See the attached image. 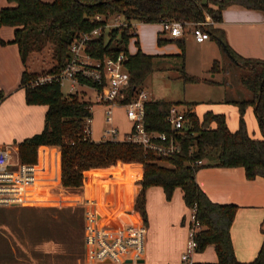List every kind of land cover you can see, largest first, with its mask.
<instances>
[{
  "label": "trees",
  "instance_id": "1",
  "mask_svg": "<svg viewBox=\"0 0 264 264\" xmlns=\"http://www.w3.org/2000/svg\"><path fill=\"white\" fill-rule=\"evenodd\" d=\"M6 1L12 5L0 8V26L13 27L11 42L17 45L23 65L18 86L23 89L26 104L46 106L41 130L16 143L18 160L33 163L39 145L57 146L60 183L69 188L82 186L88 181V176L93 177L96 185H102L108 170L116 164H125L123 169L129 167L126 164H139L141 177L135 181L139 188L133 204L143 219L144 191L148 186H160L166 199L170 198L174 188H179L185 206L188 209L195 206L194 216L199 223L194 235L195 251H202L211 245L219 264H264V216L259 223L261 242L254 258L247 262L238 261L229 234L238 206L210 201L194 180L195 171L205 166L241 167L246 179L255 176L264 178V60L239 56L225 43L221 29L211 24L207 26L209 35L217 40L231 62L243 70L238 80L250 93V98L229 101L238 111L237 125L233 130L227 126L223 113L206 110L197 116L186 109L183 111L185 120L178 133L172 131L167 116L170 107L180 102L160 99L144 101L145 129L174 134L179 141V152L169 158L144 153L140 145L124 139L92 141L84 137L83 121L90 115V102L80 99L77 93L62 97L60 83L55 78L35 83L38 77L52 76L62 69L68 58L69 45L75 37L99 26V34L86 43L85 51L97 59L125 54L123 66L129 74V81L116 102L127 103L152 70L153 55L139 50L132 54L127 52L126 43L131 36L128 25L109 27L104 34V24L109 16L120 15L128 23H159L163 19L195 22L208 15L213 22H219L221 11L233 5L260 10L264 16V0ZM95 16L101 18L97 20ZM164 40L157 36L158 42ZM176 41L182 45L180 38ZM44 48L49 50L53 63L42 73L30 71L27 66L29 55ZM218 70L220 63L213 60L210 72ZM179 78L185 83L200 80L183 70ZM202 80L214 83L209 79ZM188 104L192 106L194 103ZM248 106L252 107L260 138L250 136L246 130L243 114ZM161 160L166 164L159 163ZM198 160L201 161L199 165L195 164ZM110 173L112 175L115 170Z\"/></svg>",
  "mask_w": 264,
  "mask_h": 264
},
{
  "label": "crops",
  "instance_id": "2",
  "mask_svg": "<svg viewBox=\"0 0 264 264\" xmlns=\"http://www.w3.org/2000/svg\"><path fill=\"white\" fill-rule=\"evenodd\" d=\"M9 5H12V3L0 0V8ZM155 24L158 26L155 30L156 36L159 33H164L161 31L159 23ZM211 25L223 31L224 41L234 53L241 57L264 60V16L262 11L244 9L234 5L229 6L221 11V20L213 22ZM186 35L189 34L185 33L179 38L183 40ZM209 38H211L210 35L206 40L197 43H205V48L211 49V45H209L211 42L207 41ZM12 39L13 27L1 25L0 40L3 43L0 42V95H2L0 99V146H6L3 145L5 143L12 147L15 151V158H17L16 143L41 130L42 120L40 119L44 116L46 106L44 104L25 103L23 89L18 86L23 65L17 45L11 42ZM226 55L227 57L223 61H218L220 70L211 75L213 77L215 74L221 73L223 77L224 85L220 90H217L219 93L200 104L193 102L194 104L191 107L192 110L198 109L197 113L195 112L197 116H200L206 110L214 113H223L226 116L227 126L233 130L237 125L238 111L236 106L229 103V101L249 99L250 93L238 80L243 70L234 71L235 74H232L229 67L234 64L231 62L230 56L225 52ZM74 92H76L75 89ZM81 92L82 94L85 93L83 90ZM147 100L159 99H148L147 97ZM94 103L95 101L93 104L90 102V114ZM116 105L123 107L121 103ZM180 106V104L176 105L177 109L183 112ZM243 118L248 134L252 137L260 138L251 106L245 109ZM126 120L129 122V129L125 132L123 131L118 139H122L131 129V122L127 118ZM117 124L114 120V126ZM90 139L99 141L103 139V136L101 134V136L96 135L93 137L90 126ZM34 163L38 167L37 181L27 187L24 192V198L27 199V202L6 207L46 208L57 211H74V209H77L82 215L81 241L83 228L81 202L86 197L94 198L97 201L96 209L98 212L105 214L111 222H116L120 219L123 222H128L132 216L130 211L134 208L133 203L139 188L135 181L141 177V166L139 164H126L129 166L127 169L122 168L125 164H116L108 170L106 181L102 185H96L92 179L93 177L88 176V181L82 186L69 188L60 184V155L57 146L39 145L36 148ZM112 170H115V173L111 175L110 172ZM194 180L210 201L233 203L238 206L229 229L234 256L241 262L252 260L261 242V234L258 228L264 216V178L255 176L252 179H246L241 167L205 166L199 167L195 171ZM173 200L179 201L180 209L182 206L188 210L182 200L179 188H174L170 198L166 199L160 186H148L144 191V217L147 209L153 203L167 206ZM62 221L63 227L69 223L66 217H63ZM184 223L183 216L181 217L180 225H184ZM17 225L19 226L20 224L0 222V264H87L84 246L82 249L77 248L75 255H69L67 259L54 260V256L59 254L55 251L56 240L54 236L49 239L51 243L42 244L36 242L33 247H25L23 243L26 242V236ZM3 228L8 230L10 236L5 233ZM206 247L212 248L211 245ZM28 251L30 252L28 253ZM181 251L182 247L172 256H169L166 262L177 261ZM145 255L143 253L144 259ZM193 259L203 261L196 258ZM212 261H216L215 254L214 260L204 262Z\"/></svg>",
  "mask_w": 264,
  "mask_h": 264
},
{
  "label": "built area",
  "instance_id": "3",
  "mask_svg": "<svg viewBox=\"0 0 264 264\" xmlns=\"http://www.w3.org/2000/svg\"><path fill=\"white\" fill-rule=\"evenodd\" d=\"M100 16H95L99 20ZM120 15H113V25L126 26L130 34L135 37L136 21L125 22ZM135 22V23H134ZM213 21L207 15L200 21H179L163 19L159 22L162 32H167L172 38H179L188 33L194 41L201 42L209 37L207 26ZM107 24H104V27ZM100 27H95L88 32L75 37L68 50V58L62 69L56 74L40 76L35 83L48 81L55 78L60 84L67 80L69 90L74 91L77 85L88 86L90 83L94 90L95 103L104 106V122L108 126L103 129L102 140H120L117 130L111 123L112 107L117 104L116 99L128 85L129 74L123 66L124 53L115 57L92 58L85 51V45L99 34ZM147 100L146 93L139 89L127 103L122 104L126 118L131 122L130 131L122 139L141 146L144 153H151L157 157L169 158L180 150L179 141L175 135L164 132L147 130L144 127L143 103ZM90 110V107H89ZM183 112L176 106H171L167 121L173 132L178 133L184 122ZM91 114L83 121L82 132L84 137L90 138ZM10 151L6 146H0V206L21 205L27 202L24 198L27 187L37 181L38 167L33 163L20 162L17 158L12 161ZM201 161H195L199 165ZM61 184V183H60ZM62 186V185H61ZM97 201L86 197L81 202L83 209L82 242L85 250L87 264H147L144 261L145 226L140 213L133 208L130 211L128 222L121 219L111 222L105 214L96 209ZM195 206L189 209L187 222V239L185 248L180 253L178 260L160 264H219L217 261L204 262L193 259L195 252L194 235L199 228V223L194 216ZM129 217V216H128Z\"/></svg>",
  "mask_w": 264,
  "mask_h": 264
},
{
  "label": "rangeland",
  "instance_id": "4",
  "mask_svg": "<svg viewBox=\"0 0 264 264\" xmlns=\"http://www.w3.org/2000/svg\"><path fill=\"white\" fill-rule=\"evenodd\" d=\"M120 19L122 20V17ZM105 23L107 25L104 28V34L114 23L113 15L109 16ZM136 23L137 36H129L126 43L127 52L132 54L136 50H139L142 53L154 55L152 70L143 80L140 88L146 93L148 99L180 102V109L183 111L191 108V111L197 113L198 109L192 110L191 105L188 103L196 102V104H200L201 102H205L210 97L213 98V96L218 94L219 91L217 90H220L224 85L221 73L211 77L213 73L210 72L212 59L223 61L227 57V55L225 56L224 49L212 37L207 40L211 42L209 44L211 45L210 49L205 48V43L195 42L189 35L184 36L182 45L180 46L176 41L178 38L170 37L167 32L158 34L159 38L165 39L158 42L155 33L158 26L155 23ZM52 63L50 52L47 48H44L40 52H32L27 60L28 69L37 73L46 71ZM229 69L232 74H235L234 71L237 70L242 71L236 65H231ZM182 70L196 76L200 80L198 82H183L179 78ZM202 79H209L214 81V83H208ZM82 90L85 93L82 94ZM75 91L71 92L69 90L67 80L61 81L60 92L62 97H68V94L77 93L80 99L89 100L93 104V88L77 85ZM103 109V104L94 103V107L91 110V135L93 134V137L96 135L101 136L103 129L108 126L104 122ZM111 119L113 125L114 120L116 124L118 123L115 125V128L118 131L117 138H119L121 133L127 131L130 126L126 120L124 108L115 104L112 107ZM40 120H42L43 127V117ZM3 145L8 147L12 156L11 160L14 161V149L5 143ZM159 163L166 164L163 160L159 161ZM183 216L185 223L184 225H180V220ZM63 217L69 220V223L65 227L62 226ZM188 219L189 209L186 210L182 206L180 209L179 201L176 200H173L167 206L155 205L153 203L147 209L144 217L146 229L144 238L145 263H164L169 256H172L181 247L182 251L184 250L187 239ZM1 221L5 224L19 223L21 226H17L20 227V231L22 229L26 236V242L23 244L28 248L33 247L36 242L47 244V242H50L49 239L54 236L56 240L55 251L57 254L59 253L57 256H54V260L67 259L69 255H75L77 248H83L81 241L82 215L77 209H74V211H57L46 208L0 206ZM3 230L9 235L6 228H3ZM193 258L211 261L214 260V252L212 248L206 247L202 251H195Z\"/></svg>",
  "mask_w": 264,
  "mask_h": 264
}]
</instances>
